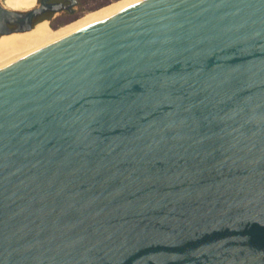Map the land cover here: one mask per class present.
I'll return each instance as SVG.
<instances>
[{
	"label": "water",
	"instance_id": "water-1",
	"mask_svg": "<svg viewBox=\"0 0 264 264\" xmlns=\"http://www.w3.org/2000/svg\"><path fill=\"white\" fill-rule=\"evenodd\" d=\"M0 264H264V0H148L0 68Z\"/></svg>",
	"mask_w": 264,
	"mask_h": 264
},
{
	"label": "bare ground",
	"instance_id": "bare-ground-1",
	"mask_svg": "<svg viewBox=\"0 0 264 264\" xmlns=\"http://www.w3.org/2000/svg\"><path fill=\"white\" fill-rule=\"evenodd\" d=\"M124 1H126V0H124ZM144 1H147V0H129L128 4L126 5L127 7L125 6V4L117 3L114 5L115 7L111 8V9L107 8V10H104V11L102 10L101 13L97 12L96 15H94V14L90 15L91 17L89 19H85L86 21L84 20V22L80 23L79 25H84L81 27L83 29V28H85V26H88L89 24H94L95 22L97 23V21H99V23H100V20H104L105 18L108 19L111 16L113 17V15L115 16L116 14L120 13L124 9H128V8L130 9L135 4L137 5V4L143 3ZM3 2H4V6L6 8L11 9V10H15V11H29V10L33 9L34 4H35V0H4ZM72 30H73V28L69 29L65 33H68V35H69V32L70 31L72 32ZM76 31H78V30H76ZM71 32H70V34H71ZM29 34H31V35H29ZM24 35H26V36H24ZM65 35H67V34H65ZM20 36H22V37H20ZM54 36L52 37V31L50 30L49 23L47 21L39 23L35 27V29L29 33L13 34V35H9V36H3L2 37L3 40L0 42V58L2 59L4 57V59H5V56L8 55L9 53L14 52L20 48L26 47L27 45H33V44H39V43H44V44L46 43L47 44L51 38L52 39L54 38ZM58 36H55V37L59 38L60 36L59 37ZM54 40H56V38ZM54 40H52L50 42H53ZM1 62H2V60H1Z\"/></svg>",
	"mask_w": 264,
	"mask_h": 264
},
{
	"label": "rangeland",
	"instance_id": "rangeland-1",
	"mask_svg": "<svg viewBox=\"0 0 264 264\" xmlns=\"http://www.w3.org/2000/svg\"><path fill=\"white\" fill-rule=\"evenodd\" d=\"M3 1L4 0H0V3L4 6V2ZM123 1L124 0H79V6L77 8L78 13L75 16H68L67 14H60V15L56 16V18L52 21V23L48 22L49 23V28L52 31V37L54 35L58 36L60 34L59 35L60 37L58 36L59 38L54 36V38L53 39L51 38V39L54 40L56 38V40L53 41V42H55V41H58V40L62 39V37L64 38V37L68 36V33H65V32L68 31L71 28H73L72 32L70 31L71 34H72V33L77 32L76 30L80 31V30L85 29L86 27L88 28V27H90L92 25H95V24L99 23V21H97V23L95 22L94 24H89L88 26H85V28H83V29L81 27L84 26V25H79L80 23L84 22L85 19H89L91 17L90 15H93V14L96 15L97 12L101 13L102 10L103 11L107 10V8L111 9V8L115 7L114 5L117 4V3L125 4V6H126L128 4L129 0H126L124 2ZM137 5H139V4H137ZM137 5L135 4L134 6H137ZM134 6H132V7H134ZM35 7H37L36 0H35V4H34L33 8H35ZM128 9H124L121 12H124V11H126ZM111 17H109V18H111ZM106 19L107 18H105L104 20H106ZM104 20H100V22L104 21ZM63 32L65 34H67V35H65ZM70 32H69V35H70ZM29 35H31V34H29ZM24 36H26V35H24ZM20 37H22V36H20ZM51 39H50V41H52ZM2 40H3V38L0 37V42ZM50 41L47 44L46 43L45 44L44 43H39V44L27 45L26 47L20 48V49L14 51V52L9 53L8 55L5 56V59H4V57L2 59L0 58V68L4 67V66H6V65H8V64H10V63H12L14 61L19 60V59L27 56L28 54L33 53V52L43 48L44 46H46V45H48L50 43H53V42H50ZM1 60H2V62H1Z\"/></svg>",
	"mask_w": 264,
	"mask_h": 264
},
{
	"label": "flooded vegetation",
	"instance_id": "flooded-vegetation-1",
	"mask_svg": "<svg viewBox=\"0 0 264 264\" xmlns=\"http://www.w3.org/2000/svg\"><path fill=\"white\" fill-rule=\"evenodd\" d=\"M36 2H37V7L35 8H38L40 6L41 1L37 0ZM75 2H76V5L71 6L72 4L71 0H49L48 1L49 4L61 6V11L57 13H47L45 17L50 18L51 19L50 23H52V21L56 18V16L60 14H67L68 16H75L78 13L77 8L79 6V0H75Z\"/></svg>",
	"mask_w": 264,
	"mask_h": 264
}]
</instances>
